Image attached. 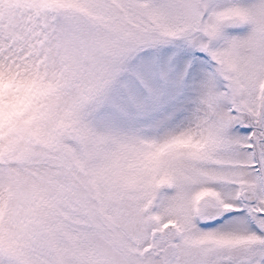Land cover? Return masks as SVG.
I'll list each match as a JSON object with an SVG mask.
<instances>
[{
  "label": "snow or ice",
  "instance_id": "6c2138e0",
  "mask_svg": "<svg viewBox=\"0 0 264 264\" xmlns=\"http://www.w3.org/2000/svg\"><path fill=\"white\" fill-rule=\"evenodd\" d=\"M0 264H264V0H0Z\"/></svg>",
  "mask_w": 264,
  "mask_h": 264
}]
</instances>
